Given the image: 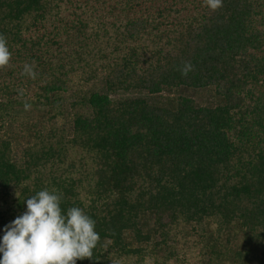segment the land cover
<instances>
[{"label": "trees", "instance_id": "obj_1", "mask_svg": "<svg viewBox=\"0 0 264 264\" xmlns=\"http://www.w3.org/2000/svg\"><path fill=\"white\" fill-rule=\"evenodd\" d=\"M0 34V237L54 188L77 264H264V0H0Z\"/></svg>", "mask_w": 264, "mask_h": 264}, {"label": "clouds", "instance_id": "obj_2", "mask_svg": "<svg viewBox=\"0 0 264 264\" xmlns=\"http://www.w3.org/2000/svg\"><path fill=\"white\" fill-rule=\"evenodd\" d=\"M215 11L223 0H204ZM8 41L0 34V67L9 64ZM193 70L191 62L180 69L182 75ZM21 75L35 79L34 63H25ZM23 93L21 92V95ZM25 110L30 104L25 102ZM63 194L57 189L43 188L27 197L26 211L4 227L0 237V264H77L92 257L99 234L96 222L81 207H61Z\"/></svg>", "mask_w": 264, "mask_h": 264}, {"label": "rangeland", "instance_id": "obj_3", "mask_svg": "<svg viewBox=\"0 0 264 264\" xmlns=\"http://www.w3.org/2000/svg\"><path fill=\"white\" fill-rule=\"evenodd\" d=\"M187 94H189V95H191V96H194L195 97V99L199 102V103H205V102H207V101H213V99L211 98L210 100H209V92L208 91H193V90H189L188 92H187ZM188 242H191V241H188ZM178 247L180 248L181 247V245L179 244L178 245ZM192 248V247H191ZM197 249H198V247L197 246H195L193 249H191V251L189 252V254L190 255H192V256H190L189 257V260H190V262L191 263H193V262H195V259L197 258V257H193V254H194V252H196L197 251Z\"/></svg>", "mask_w": 264, "mask_h": 264}]
</instances>
